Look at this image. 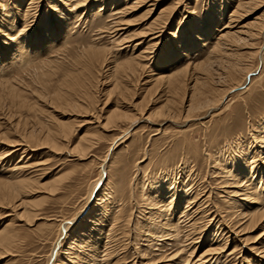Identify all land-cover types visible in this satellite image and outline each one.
I'll list each match as a JSON object with an SVG mask.
<instances>
[{"label":"rangeland","instance_id":"obj_1","mask_svg":"<svg viewBox=\"0 0 264 264\" xmlns=\"http://www.w3.org/2000/svg\"><path fill=\"white\" fill-rule=\"evenodd\" d=\"M31 1L0 0V29H7L6 25H10L9 19L14 13L23 14ZM47 1L55 3L56 6L51 8L53 6H49ZM74 1L79 3L77 13L90 14L99 11L106 14L100 19L90 16L87 19H90L89 23L85 20L81 23L82 18L76 16L74 11L71 13L59 0H41L30 4L32 7L36 6L33 7L32 13H36L37 19L32 26L29 25L23 30L24 33L19 34L16 31V36L19 41L29 39L30 50L48 49L43 55L33 56L30 52V56L20 62V58H15L17 48H14L11 42V45L7 44L9 40L0 32V150L3 153L0 151V183L14 185L15 182L16 185L24 186L23 193L15 199L16 203L0 202V235L3 234L0 237L9 232L12 238L9 244L5 243L3 246L0 243V264H47L59 224L63 219L70 220L77 216L81 222L84 214L90 210L91 207H85L86 201L100 177L101 165L104 164L105 158L108 164L105 163L108 172L105 183L108 182L110 187L106 190L107 199L103 202L104 205H101L103 207H100L101 219L90 233L91 238L86 237L83 239L86 241L76 248L75 251L80 256L79 261L71 263L64 258L66 263L84 264L88 261L89 264H149L147 262L155 258L163 260L164 263L202 264V254H206L205 264H264V259L260 258L261 254H256L249 247L257 240L264 244V223L237 233L240 237L238 240L234 239L233 232H229L230 241L227 251L223 252L230 253L229 257L226 258L220 252L223 250L221 244L228 236L227 228L221 229L224 223L220 218H231L228 216L231 215L228 214L231 207L244 210L254 206V210L264 213V175L261 183L260 176L254 180L253 184L258 188V192L242 195L240 190L243 187L237 183L240 178H232L234 183L226 187L221 177L224 180H227V177L221 173L217 179L218 176L214 173L215 163L212 160L213 155L219 156L220 150L224 149L227 143H233V150L237 153L232 167L239 169L242 177L250 172L246 164L254 146L257 151L264 150L258 147V139L260 136L264 138V64H259L251 50L244 47L246 45L237 49L243 55L242 64L257 73L251 75L252 80L251 77L248 79L246 84H250L247 87L234 89L218 109L203 119L202 110L192 111L193 119L188 122L184 120L188 111H182L178 121L185 123L183 126L163 120L160 116L156 119L162 124L159 128L141 118L130 135L114 145L115 138L121 136L128 128L130 119L117 117L115 114L112 117L111 113L115 110L129 112L134 107L138 108L136 104L145 105V111L165 104L166 84L163 82L157 87L154 79L158 77L159 72H164L165 68H171L170 71H165L170 73L175 68L187 65L189 61L196 64L205 60L217 42L218 31L214 28H220L223 23L228 24V13L233 10V4H229L230 0H156L157 5L150 13L147 5L136 6L132 0L131 5L134 8L118 15L120 22L115 25L117 15L114 17L109 12H118L116 7L119 1L80 0L83 4L79 0ZM162 8L169 13L165 11L169 17L164 19L166 38L159 46L157 53H160L157 54L156 60H147L149 64L143 69L144 73L135 92L130 91L127 98L116 92H109L114 78L109 79L111 77L108 68L115 66V60H125L132 56V46L146 37L144 31L155 22ZM61 9L66 10L64 12L69 11V22H72L67 41H64L63 37L68 28L66 27V30L63 25L64 30H60L57 24L56 13ZM240 12L238 17L235 16L236 22L230 25L232 28L226 30L234 31L241 24L249 25L257 20V17L264 20V0H253L249 7ZM205 19L207 23L203 30L208 38L207 43L204 45L198 42L195 47L181 49L190 53L189 59L184 53L174 51L175 42L186 32L189 34L188 31L193 30L190 24L197 22L199 27ZM25 20L18 14V30L23 28ZM195 24L194 27L197 26ZM116 26L119 29L115 31ZM56 32H59L58 38H55ZM173 34L176 37H173ZM190 35L193 36V33L190 32ZM51 42H55L53 48H49ZM90 45L108 53V60L103 66L84 61V51ZM146 46L147 43L139 45L134 54L137 55ZM25 47L27 48V45ZM165 58H168L169 62L166 63ZM97 66L101 68L99 73ZM190 67L186 78L188 86H193L195 78L202 74L199 73L201 70L193 71V66ZM226 78H229L226 79V84L231 85L242 82L244 75L239 72L234 75V79ZM231 78L234 81H231ZM12 85L15 89H12ZM148 88L152 91L147 92ZM191 94V89H187V100ZM188 103L185 101L184 106ZM136 111L140 112L139 109L133 110ZM48 131L55 134L54 142L47 139ZM240 138L248 141H239ZM246 144L249 146V153L241 154L239 150ZM8 148L12 151L17 148L19 150L11 154V150L7 151ZM259 160L255 176L264 174V161L262 163L261 158ZM25 161L29 165L28 169L25 168V172H16L19 170L16 165ZM161 185L169 186L171 191L174 189L172 197L168 196L163 198L164 200L159 198L156 190ZM181 187L185 189L182 190ZM225 187L227 192L235 193H230L229 196L222 191ZM165 191L163 197L167 195L168 190ZM255 194L257 196H254ZM188 195L194 200H189ZM241 196H245L244 199H241ZM252 197L258 198L256 203H252ZM96 201L92 203L94 205L90 212L98 209L97 205L95 207ZM21 202L23 204L19 207L13 206ZM202 207L206 210L203 223ZM194 209L199 212L191 215L190 212ZM159 210L164 211L166 215L158 218ZM168 220H172L170 225H166L159 233L157 227ZM234 221L235 219L232 220ZM9 222H12V225ZM207 224H211V229L202 238L201 230L207 227ZM201 225H204L203 228ZM235 227L233 225L232 231H236ZM216 230H223V234L217 233ZM71 241L66 240L64 247L71 246ZM90 245H94V251L89 248ZM162 256L163 258H160ZM59 263L60 261H56V264Z\"/></svg>","mask_w":264,"mask_h":264},{"label":"bare ground","instance_id":"obj_2","mask_svg":"<svg viewBox=\"0 0 264 264\" xmlns=\"http://www.w3.org/2000/svg\"><path fill=\"white\" fill-rule=\"evenodd\" d=\"M38 1H41V0H32L31 2H29L28 6H27V9L25 10V12L23 11V14L22 13H16L15 12L14 15H13V17L9 19L10 25H9V23H8V25H6V28L7 29H4V30L3 29L2 30L0 29L1 35L2 36H5L6 39L9 40V41H7V44H9V45L13 44V47L14 48H17V50L15 52V58H17V59L20 58L21 59L20 62L21 61L23 62V60L25 61L27 59L25 57H29L30 55H28V54H30V52L32 53L31 55H33V56H35V55H39L40 56L41 54L43 55L44 53H46L45 51L48 50V49L45 50V49H42V48H40V49L39 48H33L32 50H30L31 45H28V44H31V43H30L29 39L27 41L26 40L19 41L18 36H16V31L19 34L24 33L23 32L24 29L28 28L29 25L32 26L34 24V21L37 19V16H36V13L35 12L32 13V9H33V7L35 5L32 7V6H30V4L35 3V2H38ZM59 1L62 3V5H65L66 8L71 13H72V11H74L75 14L77 13V9H78L77 6H79L78 5L79 3L77 1H74V0H59ZM117 1H119L118 2L119 5L116 7V9H117L118 12H116V13L115 12H113V13L109 12V14H111L114 17H115V15H117L116 18H115V22H114L115 25H117V23L120 22V19L118 20V17H119L118 15H123L124 13H126L128 11L127 9H133L134 8V6L131 5L132 0H125V2H122L120 0H117ZM252 1L253 0H230L229 4H233L234 8H233V10H230V12L228 13L229 14V16H228L229 22H228V24L227 23H223L220 28H214L215 31H218L217 32V35H216L217 42L215 44L213 43L214 46H213L212 50L209 52V55H208V57H206L205 60H203L201 62L199 61L196 64H193V63L191 64L190 61H189V63L187 65H184V66L179 67V68H175V70L171 71L170 73L169 72L166 73L165 71H170L171 68L167 69V68L163 67L166 70L164 69L165 70L164 72H159L158 77H156L155 79L153 78L154 80H156L155 82H156L157 87H159V85L162 84L163 82L166 84V91H167L166 92L167 93L166 94V96H167L166 98H167V101H166L165 104H163L161 106H158L157 108H152L150 111H145V108H146L145 105L136 104V105H138V108L134 107L129 112L128 111H126V112H123L122 111L121 112L119 110H115L113 112V114L111 113L112 117L115 114V115H117V117H121L122 116V117H125L127 119H130V123L128 125V128L123 132V134L121 136H119L118 138H115L116 140H114V145L115 144L116 145L119 144L117 142L120 141L121 139L128 137L130 135V133L132 132L133 127L136 125L137 122H139V120L141 118H143V121H147V122L153 123L154 125H157L159 128H160V126L162 124L159 123V122H157L156 119L158 117H160V116L163 117L162 118L163 120L166 119L167 121H169V122H171V123H173V124H175L177 126H183L185 123H179V121H178V119L180 118V115L182 114V111L183 112L184 111H188L187 112V115L184 117L185 118L184 119L185 122H188V121H190V120L193 119V118H191L192 111L196 112L198 110H200V111L202 110V113L203 114H202V118L201 119H203L206 116H208L209 114H211L214 110L218 109L219 106L225 101V99L234 91V89H236L238 87L244 88V87H247L248 84H250V82H248V84H246L247 81H248V79L251 77V75L257 73V71H255V70L247 67V65H243L242 64V58L241 57L243 55L237 49L240 46L246 45L244 47H248L251 50V54L252 55H255L257 57V60H258L259 64L260 65H263L264 64V58H263V53H264V20L263 19H260L259 17H257V20L251 22V24H249V25H245V24L242 25L241 24L239 26V28L237 27V29L234 30V31L233 30H226V29L227 28L229 29L230 28V25H232V22L235 21V18L239 16V14L241 13L240 10H242L243 8L249 7V4H251ZM54 2H56V1H54ZM133 2L136 3V6L137 5H141V4L147 5V8H148V10H149L150 13L153 12V9H155V7L157 5L156 4V0H134ZM47 3L49 4V6H53L51 8H54L56 6V4L55 3L52 4L51 1H49V2L47 1ZM81 4H83V3L81 2ZM93 5H92V7H93ZM102 10L103 9L101 8V11ZM64 11H66V10L61 9L59 12H57L56 13V18H57V24H58L60 30H64L63 25H64L65 29H66V27L68 28V30L66 29L67 32L64 33L65 36L63 37L64 38L63 40L64 41H67L68 40V37L70 35V28H71L70 26H72V22H69V18H70L69 17V15H70L69 11H67V12H64ZM165 11H166L165 8H162V10H160L158 16L154 20L155 22H153V24H151V26L144 31V33H145L144 35L146 37L143 40L141 39L140 41H138V43H135V45L132 46V49H133L132 50V56L131 57H128V58H125V60L124 59H120V60H123V61H120V60L119 61L118 60L116 61L115 60L114 61L116 63L115 66H112V67L108 68V69H110V74L109 73L108 74H109V77H111L109 79L111 80L112 78H114L113 79V82H111L112 83V86H111L112 88H111V90L109 92H111V93L112 92L113 93L116 92L119 95L124 96V97L127 98V96L129 95V92L130 91L136 90V86L138 85V82H140V80H141V75H142V73H144L143 72V69L146 67L147 64H149V62L151 60H156L157 54L160 53V51L157 53L158 49L160 48L159 46L161 44H163L162 41L166 38L164 36V32L165 31H164V25L163 24L166 23V21H164V19L167 20V18L169 17V15H167L166 13H168V12L166 11V13H165ZM149 12H148V15H149ZM18 14H19V16H22V18L24 17L26 19L23 22V28H21L19 30H18V27H17ZM104 14H106V13H102V12L96 11V12H91L90 14H88V13H77L76 16L82 18L81 23L84 20H85L86 23H89L90 19H89V21L87 19L90 18V16L97 17V18L100 19V18H102V16ZM213 15H214V13H213ZM241 17H243V16H241ZM206 21H207V19H205L204 23L201 24L199 27L197 25V22H196V24L195 23H191L190 24V28H192L193 30L188 31L189 34H187V32H186L185 35L182 38H179L175 42V44H174L175 47H174L173 50L176 51V52H178V53H184L186 55V57H188V59H189V57L191 56L190 53L189 52L182 51L181 49L185 50V48L188 47V46L195 47V45H197L198 42H201V44H204L205 45V43H207V40H208V38H206L205 30H203L204 27H205L204 25L207 23ZM11 22H12V25H11ZM161 24H162V26H161ZM194 24L197 25V26L194 27L193 26ZM61 25H62V27H60ZM197 28H200V30H198ZM117 29H119V27L116 26L115 27V31ZM190 32L193 33V36L190 35ZM55 34H56V37L55 38H58L59 32H56ZM174 36H175V34H173V37ZM147 38H149V39L147 40ZM192 39H193V41H192ZM258 39H261V41H257ZM52 41H54V39ZM119 41H122V40H119ZM10 42H11V44H10ZM51 43L52 44L50 45L49 48H53L54 47V44L53 43H55V42H51ZM123 43H125V42H123ZM144 43H147L146 48L143 51L142 50L139 51V53L137 55H135L134 54L135 53V49L138 48L139 45H142ZM24 44H25V46L27 45V48L24 46ZM115 45L116 44H114V46ZM99 47H101V46H99ZM105 47H107V46H105ZM252 49H253V51H252ZM102 50H103V48H102ZM103 51L99 50V48H97L94 45H90L84 51V54H86V60L84 59V61L87 62V63H90V64L91 63L92 64L98 63L99 65L103 66L105 64V62L108 60V55H107L108 53L106 54ZM174 51L172 53H174ZM80 57H82V56H80ZM165 59H166V63L169 62L168 58H165ZM145 60H146V62H145ZM179 61H177V63ZM183 61H184V59H183ZM25 63H23V64H25ZM23 64H20V65H23ZM178 64H180V63H178ZM106 66H108V65H106ZM190 66H193V68H192L193 71L199 72V70H201V72H199V73L202 74V75H199V76H197L195 78L196 82H195V84H193V86H188V82H187L188 81V78H186V73H187L188 69L191 68ZM97 67H98L97 72L98 73L101 72V68L99 66H97ZM251 67H253V66H251ZM239 72H243V75H244V78H243V81L242 82L238 81V82H235L234 84H231V85L226 84V81H227L226 79L229 80V78H226V77H232L234 79V75H236ZM196 75H198V74H196ZM232 78H231V81H234ZM250 80H252V77L250 78ZM12 86H14V85H12ZM12 89H15V86ZM187 89H191V91H192V94H191V97H189L190 98L189 100L186 99L187 98V96H186ZM151 91H152L151 89L147 90V92H151ZM10 92H12V91H10ZM81 93H82V91H81ZM83 96L85 97V95H83ZM185 101L186 102H189L186 105V107L184 106ZM77 102H79V101H77ZM138 109L140 110V112H138V111L133 112V110H138ZM138 114H140L141 116L138 115ZM109 118L110 117L108 116V119ZM65 125H66V123H65ZM163 125H164V123H163ZM62 128H64V127L62 126ZM48 132L49 133L47 135V139H50L51 141L54 142L55 141L54 140L55 139V134L52 133L51 131H48ZM64 132H66V131H64ZM255 137H253V138H255ZM241 140H243L244 142L245 141H248V140H245V138L244 139L243 138H240L239 141H241ZM258 141H259V143H258L259 146L258 147L259 148H264V138H262V136H260V139H258ZM244 142H242V143H244ZM4 144H5V142H4ZM232 144L233 143H230V144L227 143L225 145V148L224 149L221 148L222 150H220L219 156L213 155L212 160L215 163L214 164V168H215L214 169V171H215L214 173L217 174V176H218V174H221L222 173L223 174L222 176H226L227 177V180H224L223 177H221L222 178L221 180H223L222 183L223 184H226V187L230 186L231 183H234L232 181V178L233 179H234V177H236L237 179L240 178L237 181V183L240 184V187H243L240 190L242 195H246V194H249V193L252 194V193L258 192V188L253 183H254L255 178L258 177V176H260L259 177L260 178V183L263 180V175H264L263 173H261V175H257V176H255V174L258 171L256 167L259 165L258 164L259 163L258 161H260L259 159L261 158V160H262L261 162L262 163L264 161L263 160L264 157H262L264 155V152H263L264 150L261 149V151H257L256 147L254 146L253 150L251 151L250 159L248 160V162L246 164L247 167L249 168L250 172L248 174L246 173V175L240 177L241 174L239 172V169H234L232 167V162L236 158L235 154L237 153L236 150H233V147H232L233 145ZM16 145H18V144H16ZM114 145H113V148H115ZM18 147H20V146H18ZM251 147L252 146H250V148ZM235 148H237V147H235ZM241 149L239 150L241 154L242 153H246V152L249 153V150H250L249 149V146H247V144H246V146H244ZM10 150L11 149H9L7 151H10ZM18 150H19V148L14 149L13 151L11 150L10 153L13 154V152H17ZM0 151L2 153V150H0ZM111 154H112V152H111ZM4 155H6V154L4 153ZM1 158L2 157H0V161L2 160ZM106 162H107V158H105V160L103 161L104 164L101 165V174H100V177L95 182V184L93 186V189H92V191H91V193H90V195H89V197H88V199L86 201V205H85V207H91L90 208V210H91L92 207H93V205H94L92 203H94V201L97 200L96 203H95V207L97 205L98 206V209L97 210H94L93 212H90V210H88L84 214L85 216L83 217V219H82L81 222H80V220H78L79 219L78 218L79 216H77L76 218L70 219V220L69 219H67V220L66 219L65 220L63 219V221L59 224L58 234H57V237L55 236L56 237L55 241H53L54 242L53 243V247H52L51 253H50L49 257H48L47 264H56V261H60L59 264H68V263H66L64 261V258L67 261L71 262V263H74L75 261L77 263V261H79V259H80L79 257L80 256H79V254L75 250H76V248H78V246H81L82 245L81 242L86 241V240H83V239H86V237H87V239L88 238H91V237H89L90 236V233L95 229V225H97L99 223L98 221L101 219L100 217L102 216V209L100 207H103L101 205L107 199V195L108 194L106 193L107 192L106 190H109V187L110 186H109V183L108 182H107V184L105 183L106 180L108 179V172L106 170V164H107ZM27 167H29V165L27 164L26 161L25 162H22V163H18L16 165V169H19V170L16 171V172L19 173V172H22L23 170L25 172V168H27ZM219 167H221V168H219ZM19 176L20 175H18L17 177H19ZM220 176H218L217 179L220 178ZM21 180H20V182H21ZM22 182H24V181H22ZM218 182H219V180H218ZM104 184H106V187H104ZM24 185H26V184H24ZM184 185H186V184H184ZM226 187L222 190L223 192H226V194H229V196H230V193H231V195L235 193V192H232V191L227 192ZM23 189H24V186L23 185H20V184L16 185L15 182H14V185H13V183L11 184V183H7V182L0 183V200H1L0 202L1 203L3 202L4 204L5 203L6 204H8V203H14L15 202V199H18L19 198L18 196L21 193H23ZM164 189L166 191L168 190L167 193H166L167 194L166 197H163V196H165V194H164V191L165 190ZM181 189H182V187H181ZM184 189L185 188H183L182 190H184ZM173 191H174V189H173ZM173 191H171V189H170L169 186L161 185V187H159L156 190V193L159 195V198L160 199H163V198H168V196H169V198L172 197ZM187 191H193V190H188L187 189ZM237 193H238V191H237ZM174 195H175V193H174ZM185 195H187V194H185ZM254 196H257V195L255 194ZM187 197H190V196L188 195ZM199 197H201V196H199ZM241 197H242L241 199H244L243 197H245V196H241ZM252 198H254V197H252ZM173 199H174V197H173ZM173 199H171V201ZM188 199L189 200H191V199L194 200L193 197H190ZM202 199H204V198H202ZM256 199H258V198L255 197L254 200H252V201H254L252 203H256L255 202ZM157 201L155 203H157ZM23 202L18 203L17 205H13V206L19 207L20 205L23 204ZM167 202H169V201H167ZM190 202L188 204H190ZM232 202L234 203L235 201H232ZM28 203H29V201H28ZM208 203H209V201H208ZM25 205H27V204H25ZM199 205H201V204H199ZM158 206H157V208H158ZM206 206H207V204H206ZM209 209H207V212H209ZM229 210H230V212L228 214H231V215H228V214L227 215L229 217L231 216V218H229V219L228 218H224V217H221L220 218L223 221V223H224V227L221 228V229L224 230V228H227V232H226L227 235H228L229 232H233L234 239L235 238L237 240H238V238L240 239V237H238L239 232L246 231V230L248 231L249 229H253V228L257 227L259 224L264 223V213L263 212L262 213H259V210L258 211L254 210V206H250V207H248L247 209H244V210H242V209L240 210V208L231 207V209H229ZM177 211H178V208H177ZM197 211L199 212V210H195L194 209V211L193 212H190V213H191V215H193ZM83 212H84V210H83ZM180 212H182V211H180ZM205 212H206V210L204 209V207H202V216H201L202 217V223L204 221V214H205ZM158 213H159V216L157 215L158 218L164 217L166 215L164 213V211L162 212L161 210H159ZM185 213H187V212L185 211ZM23 214H25V213H23ZM27 215H29V214H27ZM154 218H156V217H154ZM28 219H30V218H28ZM234 219H235V221L232 222V220H234ZM171 221L172 220H170V222H169V220H168V222L167 221H164L163 223L160 222L162 225L160 227H157V229L159 230L158 232L159 233L162 232V230L164 229V227H166V225H170ZM225 222H227V223H225ZM10 223L12 225V222H9V224ZM194 223H197V222H194ZM112 224H113V222H112ZM194 225H196V224H194ZM210 225L207 224V227H205L204 229L201 230L202 231V233H201L202 234V238L204 237L205 233L208 230L211 229V226ZM233 225H234V227L236 225H238L237 227H235L236 228V231H232L231 228L233 227ZM242 225H244V226H242ZM113 226H114V224H113ZM201 226L203 228L204 225H201ZM6 228H7V225H6ZM111 228H112V226H111ZM239 228H241V229H239ZM223 230H222V232H223ZM216 231L219 234L222 233V232H220V230H216ZM8 233L6 235H4V237H2V238L0 237V240H1L0 243L3 246L5 245V243H8V242H10L12 240L10 234H8ZM14 234H15V232H14ZM153 234H155V233H153ZM198 234L201 235L199 232H198ZM2 235H0V236H2ZM108 235H107V237H108ZM230 236L231 235H228L227 238L224 240L223 244H221V245H223L222 246L223 247V250L221 249V251H220L221 253H223V252L225 253L227 251V247H228V244H229V241H230V238H229ZM70 239L72 240L71 241L72 245L71 246H67V248L64 247L65 246V241L66 240H70ZM231 239H233V238H231ZM246 239H248V238H246ZM193 240H195V239H193ZM259 241L257 240L256 242H253L254 244L252 243L249 247L251 248V251L255 252L256 254L259 255V253H260L261 254V257L260 258L262 260V259H264V244H263V242H259ZM113 242H111V243H113ZM197 242H195V243H197ZM195 243H194V245H195ZM89 248H91V250H93L94 249V245H90ZM100 249H102V248H100ZM224 253H223V255H225L226 258L229 257V254L230 253L229 254H224ZM193 255H194V253H193ZM98 256H100V254ZM165 257H168V256H165ZM205 257H207L206 254H204V255L202 254V264H205L207 262V260H204ZM160 258H163V256L160 257ZM61 259H63V260H61ZM169 259H171V258H169ZM90 260L91 259H89V261ZM87 263H88V261L85 262L84 264H87ZM147 263H149V264L150 263H153V264H173V263H164L163 260H160L159 261V260H157L155 258L154 259H150ZM90 264H93V263H90ZM227 264H229V263H227Z\"/></svg>","mask_w":264,"mask_h":264}]
</instances>
